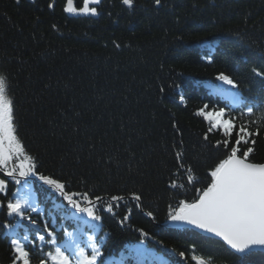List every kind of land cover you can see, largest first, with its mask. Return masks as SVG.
I'll return each instance as SVG.
<instances>
[{
  "label": "trees",
  "instance_id": "trees-1",
  "mask_svg": "<svg viewBox=\"0 0 264 264\" xmlns=\"http://www.w3.org/2000/svg\"><path fill=\"white\" fill-rule=\"evenodd\" d=\"M134 5L103 0L97 18L79 19L64 14V0H0V72L11 79L26 151L38 158L40 173L65 181L71 191L142 193V209L132 202L116 215L102 213L105 257L137 264L129 250L138 246L157 256L146 255L143 264H195L193 254L217 264H264V254L251 253L242 262L222 243L166 226L169 205L194 195L167 187L173 145L183 141L186 162L202 182L223 155L212 147L221 136L205 142L206 122L194 115L204 104L227 103L211 94L220 83L214 77L225 72L238 80L239 89L229 91L245 102L264 98V76L252 71L264 72V0ZM209 50L211 65L202 58ZM255 147V160L264 161V128ZM31 182L39 196L42 182ZM18 187L9 184L10 190ZM6 219L0 213V264H11ZM58 238L64 239L63 231ZM41 257L36 250L32 264Z\"/></svg>",
  "mask_w": 264,
  "mask_h": 264
},
{
  "label": "snow or ice",
  "instance_id": "snow-or-ice-1",
  "mask_svg": "<svg viewBox=\"0 0 264 264\" xmlns=\"http://www.w3.org/2000/svg\"><path fill=\"white\" fill-rule=\"evenodd\" d=\"M121 2L128 9L135 6L134 0ZM102 3L103 0H82V6L77 7L74 0H66L63 11L75 16L96 17ZM154 3L161 6L162 0H154ZM202 58L210 65L214 63L211 50ZM252 71L258 77L264 76V72L256 68ZM214 79L220 83L211 87V94L227 103L212 107L204 104L194 115L206 122L202 137L205 142L212 135L221 136L212 147L222 150L223 155L210 167L206 181L202 182L193 165L186 162L183 141L173 145L174 163L168 170L167 187L173 192L192 190L194 195L191 199L176 200L175 206L170 204L168 219L176 225H186L218 238L239 254L243 262L252 252L264 250V161L254 158L257 138L264 128V98L245 102L238 92L229 91L239 89L238 80L225 72H219ZM184 99L181 95L182 103ZM19 127L10 76L0 72V177H4L0 178V213L7 218L3 228L9 241L11 264H32L36 250L42 253L39 264H126L127 257L121 256L118 260L111 254L105 257V236L99 235L103 231L102 213L116 215L117 208L132 202L142 209V193L101 195L95 188L71 191L65 181L38 171V158L26 151ZM173 128L180 133L177 125ZM31 177L42 182L39 196ZM10 183L20 187L10 190ZM130 215L129 209L121 223ZM147 215L151 217L152 213ZM25 222L32 227L25 228ZM68 227L72 231H66ZM59 231L64 232L62 240L58 238ZM150 252L138 246L129 250L137 264H143L142 258ZM179 255L185 258L184 252ZM191 260L195 264H217L214 258L203 255L193 254Z\"/></svg>",
  "mask_w": 264,
  "mask_h": 264
},
{
  "label": "water",
  "instance_id": "water-1",
  "mask_svg": "<svg viewBox=\"0 0 264 264\" xmlns=\"http://www.w3.org/2000/svg\"><path fill=\"white\" fill-rule=\"evenodd\" d=\"M29 1H30V2H33L34 0H29ZM65 4H66V3H65ZM63 12H64V11H63ZM64 14L67 15L68 17L79 18V19H80V18H94V19H95V18L98 17V16H96V17H91V16H75V15L68 14V13H65V12H64ZM166 226L169 227V228H171V229H174V230H177V229L188 230V229H189V230L195 232L196 234L201 235V236H203V237H205V238H207V239H213V240L219 242L220 244H221V243L223 244V242L219 241L218 238L211 237V236H209V235L206 234V233H202V232H199L198 230L191 229L190 227H188V226H186V225H176V224H174L173 222L168 221V222L166 223ZM225 247H226V246H225ZM226 248H227V247H226ZM227 249H228V248H227ZM228 250H230L232 253H234L233 250H231V249H228ZM255 252H258V253L264 254V250H256V251H254V252H252V253H255ZM234 254H235V253H234ZM236 255L240 257L239 254H236Z\"/></svg>",
  "mask_w": 264,
  "mask_h": 264
},
{
  "label": "rangeland",
  "instance_id": "rangeland-1",
  "mask_svg": "<svg viewBox=\"0 0 264 264\" xmlns=\"http://www.w3.org/2000/svg\"><path fill=\"white\" fill-rule=\"evenodd\" d=\"M35 177H31V178H29L30 180H32V179H34ZM148 256V258L150 259V258H152V257H157V256H154V255H152V254H148L147 255ZM143 259V258H142Z\"/></svg>",
  "mask_w": 264,
  "mask_h": 264
},
{
  "label": "bare ground",
  "instance_id": "bare-ground-1",
  "mask_svg": "<svg viewBox=\"0 0 264 264\" xmlns=\"http://www.w3.org/2000/svg\"><path fill=\"white\" fill-rule=\"evenodd\" d=\"M65 5H66V4H65V0H64V7H65Z\"/></svg>",
  "mask_w": 264,
  "mask_h": 264
},
{
  "label": "flooded vegetation",
  "instance_id": "flooded-vegetation-1",
  "mask_svg": "<svg viewBox=\"0 0 264 264\" xmlns=\"http://www.w3.org/2000/svg\"><path fill=\"white\" fill-rule=\"evenodd\" d=\"M78 3H80V1Z\"/></svg>",
  "mask_w": 264,
  "mask_h": 264
}]
</instances>
